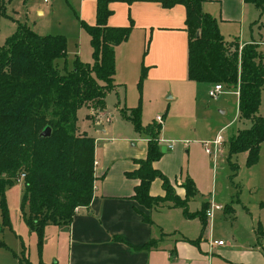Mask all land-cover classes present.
Returning a JSON list of instances; mask_svg holds the SVG:
<instances>
[{
    "label": "trees",
    "instance_id": "16d2710c",
    "mask_svg": "<svg viewBox=\"0 0 264 264\" xmlns=\"http://www.w3.org/2000/svg\"><path fill=\"white\" fill-rule=\"evenodd\" d=\"M109 1L95 0L93 23L80 19L89 36L91 62L75 56L71 67H66L64 60L60 66L59 59L65 57V37L59 33L38 34L24 25H18L0 45V209L2 219H7L4 187L22 171L20 214L36 232L39 243L45 224L68 223L75 209L86 205L92 195L94 140L86 133L76 132L75 113L83 104H91L96 110L103 107V98L114 85L113 47L127 38L132 25L129 15L125 25L106 23L111 13ZM158 1L163 7L174 3L184 7L186 77L236 87L237 115L250 123L236 129L229 139V152L245 151V163L255 162L259 143L264 140V115L257 113L264 64L256 43H239L235 36L223 38L214 16L202 10L203 0ZM243 1L255 6L264 3V0ZM144 75L141 61L138 87ZM119 111L134 129L144 130L147 136L144 157L135 158L137 165L124 172L137 178L130 197L146 208L160 200H172L186 216L198 215L202 227L206 203L196 211L186 209L187 198L195 192L191 177L186 176L182 182L185 192L179 198L167 177L152 165L162 154L157 142L160 123L152 120L141 125L138 103ZM45 126L49 127V134L42 136L39 132ZM156 176L161 179L163 195L149 193V183ZM134 208L149 221L148 213ZM255 233L264 235V229L256 225ZM112 237L122 240L119 235ZM189 240L195 242L196 238ZM154 242L155 239H149L132 247L147 248ZM0 245L6 246L2 240ZM13 254L20 264H45L40 260L29 261L22 250Z\"/></svg>",
    "mask_w": 264,
    "mask_h": 264
},
{
    "label": "crops",
    "instance_id": "0c3cea01",
    "mask_svg": "<svg viewBox=\"0 0 264 264\" xmlns=\"http://www.w3.org/2000/svg\"><path fill=\"white\" fill-rule=\"evenodd\" d=\"M89 1L95 6V0ZM117 1H121L124 6L126 5L127 12L125 15L115 16L112 13L114 4L118 3ZM146 1L148 2L144 4L142 9H136L134 13L130 12L135 19V24L138 22L142 27V33L134 32L133 26L127 38L113 47L114 85L111 90L117 92L121 80H117L118 78L116 79V77L120 78L125 71L131 75L138 76L142 61L146 69L140 90L141 104L143 102L142 97L147 92L151 95L152 100L155 101V104H153L155 112L152 113V120H154L156 114H161L162 119H164L166 109L158 113L162 104H159L160 100L157 98V92L160 90L163 93L168 91L170 92V95H167L168 97L177 99V95L174 94L177 86L183 85L188 92L191 90L195 92V86L197 85L195 83L202 81H195L186 77L187 36L183 23V5L174 3L169 7H163L158 0ZM132 2V0L109 1L108 6L111 8V13L106 18L107 24H127L128 9ZM242 2L244 1L242 0ZM36 10L38 13L42 12L39 6L36 7ZM239 43H243V41H239ZM142 52L143 55L141 57ZM193 83L195 86H192L194 85ZM146 88L147 91L145 90ZM108 92L110 90L106 94ZM235 92L237 94V91ZM159 97L161 96L159 95ZM103 101V107L98 109L96 114L94 113V116L98 118L93 120L88 117L87 113L89 110L84 105L86 107L84 113L86 117L85 124L89 130L84 127L79 128L77 120L75 121L76 132L86 133L92 136L94 140L93 156L95 165L93 167L94 178L91 198L86 205H80L75 209L68 223H47L44 225V231L50 225L65 229L66 252L59 263L262 264L264 262V235H257L255 227L259 225L264 229V140L259 143L258 157L252 163L253 168L251 170V174H253L251 177V184L254 185L253 189L260 191L258 196L260 201L256 208V213L254 215L249 214V216L243 212L238 214L231 205H222L221 208L214 209L210 217L205 218V223L201 227L197 216H186L182 212L181 207L173 204L172 200H160L150 208H146L130 197L137 178L128 177L124 172L131 170L137 165L134 161L135 158L144 157L147 136L137 137V139L133 136L136 139L138 149H136L137 151L131 149L129 155L125 156V153L123 158L116 157L115 148L110 149L108 154V143L120 141L117 142L118 145L126 144V139L103 135L109 128V121L103 120V115L106 111L105 96ZM121 104L118 99L115 105L117 110L126 105L123 102ZM262 115H264V109ZM99 141L102 145L103 157L97 159L96 151ZM157 142L159 145H164L165 150L157 159L152 161V165L167 177L175 194L183 198L185 191L180 180L181 168L178 163L181 155L178 162L172 164V166L176 165V168H172L170 171L167 169V165L161 163L163 156L173 154L174 151L171 149L175 148L177 141L173 138H166L163 141L157 140ZM178 144L177 150L180 152L186 143L179 140ZM128 145L132 146L134 143L130 141ZM184 149L186 150V148ZM243 152L245 153V151ZM176 174L177 178H175ZM18 183H20L21 190L22 182L19 181ZM149 193L153 195L164 194L160 177L156 176L150 181ZM193 199L194 195L186 200V209L189 212L198 210L188 206V203ZM198 199L199 203H206V205H208L209 201H213L210 196L201 194ZM134 207L148 213L149 221H145L140 212L136 211ZM216 228L221 229L219 234L215 232ZM113 235H119L122 240L114 239ZM194 238H196L195 242L189 240ZM43 239L42 246L45 250L50 237H48V240ZM149 239H155V242L147 248L132 247ZM211 239H222V243L211 244ZM5 244L6 246L0 245V249H2L0 250V264H20L17 256L13 254V252L19 254L20 244ZM51 245L54 247L56 244L52 243ZM24 256L33 262L27 255L24 254ZM52 257L57 261L55 254Z\"/></svg>",
    "mask_w": 264,
    "mask_h": 264
},
{
    "label": "rangeland",
    "instance_id": "374dc122",
    "mask_svg": "<svg viewBox=\"0 0 264 264\" xmlns=\"http://www.w3.org/2000/svg\"><path fill=\"white\" fill-rule=\"evenodd\" d=\"M132 1L127 14L132 19L131 28L134 26V32L142 33V27L138 22L135 24V19L130 12L134 13L136 9H142L148 1ZM117 2L114 4L112 13L115 16L125 15L127 12L126 5L124 6L121 1ZM37 6L42 10L41 13L37 12ZM201 8L214 16L223 38L229 39L235 36L239 41H254L264 63V3L255 6L252 3H244L242 0H203ZM80 19L87 23L94 22V4L91 1L0 0V45L4 43L7 36L16 31L18 25H24L38 34L59 33L65 37V57L59 59L60 66L63 65L64 60L66 67H71L75 56L81 61L91 62L89 36L81 27ZM116 79L121 80L117 92L110 90L105 95L106 111L103 120L109 121V128L103 135L126 139V144L118 145L117 142L120 141L108 143V154L110 149L115 148L116 157L123 158L125 153V156L129 155L131 149H138L137 137H146V135L144 130L134 129L132 123L118 112L119 110L115 107L118 99L120 104L122 102L126 104L123 108L133 107L138 103L141 125L152 122L151 116L155 112L153 107L155 101L152 100L151 95L145 92L142 97L143 105L141 104L140 90L144 77L140 79L139 87L137 85L138 76L131 75L126 71L120 78L116 77ZM195 84L197 85L195 86ZM195 84L192 85L196 87L195 92L193 90L188 92L183 85L177 86V90L176 88L174 90L177 99L168 97L167 95H170L168 91L163 93L160 90L157 92L159 104H162L158 113L166 109L164 119L160 122L158 139L163 141L166 138H173L177 141L175 148L171 149L174 151L173 154L163 156L161 163L167 165V169L170 171L172 168H176V165L172 166V164H176L181 155L178 162L181 168L180 180L183 182L186 176L191 177L195 188L194 199L188 203V206H192L193 209L201 207L198 199L201 194L210 196L215 203L231 205L238 214L243 212L248 216L249 214L254 215L260 201L258 197L260 191L254 190V185L251 184L252 163H245L243 151L229 152V139L236 129L245 127L250 123L247 119L237 117L236 87L223 86L216 97H211L207 94V90L212 82L202 81ZM131 101L132 103L129 104ZM167 102L169 103L167 104ZM84 105L89 110L87 115L92 116L97 110L91 104H83L76 109L75 115L79 128L84 127L89 130L85 124L86 107ZM263 109L264 84L260 92V104L257 113L262 114ZM125 112L128 114L127 109ZM94 118L97 119L98 117L95 116ZM90 119L93 120L92 117ZM217 133H220L222 137L217 151L214 154L205 152L201 141H209ZM179 140L186 143L180 152L177 150ZM130 141L134 145H128ZM96 155L97 159L103 157L100 141L97 145ZM175 178H177V174ZM18 182L14 181L4 187L7 219H2L0 209V240L8 245L19 243L20 250L33 262H37L41 258L45 264H60L59 261L64 258L66 252L65 229L50 225L44 231L43 227L39 243L36 232L29 228L20 217L21 190ZM195 216L198 217V215ZM215 232L219 234L221 229L216 228ZM48 237L50 240L47 241L44 250L43 238L48 240ZM52 243L56 245L52 247ZM53 254L56 255L57 261L52 257Z\"/></svg>",
    "mask_w": 264,
    "mask_h": 264
},
{
    "label": "built area",
    "instance_id": "2783aa9c",
    "mask_svg": "<svg viewBox=\"0 0 264 264\" xmlns=\"http://www.w3.org/2000/svg\"><path fill=\"white\" fill-rule=\"evenodd\" d=\"M223 84L221 82H212V84L210 85V87L207 90V94L211 97H216L217 94L222 90L223 88ZM162 120V115L161 114H156L154 116V121L156 122H161ZM221 135L220 133H217L213 139L207 141H201V145L204 149L205 152L207 153H215L218 149L219 143L221 142ZM160 140V139H157ZM93 164H95V160H93ZM23 172L20 171L19 174L15 177V181L18 182L20 180H22V176H23ZM222 205L219 203H215L213 201H209L208 205H206L205 209H204V214L205 217H210L212 215V212L214 209H218L221 208ZM211 244H221L222 243V239H211L210 240Z\"/></svg>",
    "mask_w": 264,
    "mask_h": 264
},
{
    "label": "water",
    "instance_id": "95a60500",
    "mask_svg": "<svg viewBox=\"0 0 264 264\" xmlns=\"http://www.w3.org/2000/svg\"><path fill=\"white\" fill-rule=\"evenodd\" d=\"M99 125V124H96ZM40 135L42 136H46L49 134V127L45 126L44 128H42V130L39 132ZM160 150L163 152L165 150V146L164 145H160Z\"/></svg>",
    "mask_w": 264,
    "mask_h": 264
}]
</instances>
